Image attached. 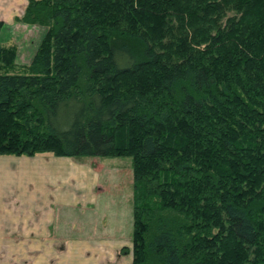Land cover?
Instances as JSON below:
<instances>
[{"label": "trees", "instance_id": "1", "mask_svg": "<svg viewBox=\"0 0 264 264\" xmlns=\"http://www.w3.org/2000/svg\"><path fill=\"white\" fill-rule=\"evenodd\" d=\"M16 21L45 32L27 65L0 42V155L130 157L131 264H264V0H28Z\"/></svg>", "mask_w": 264, "mask_h": 264}, {"label": "crops", "instance_id": "2", "mask_svg": "<svg viewBox=\"0 0 264 264\" xmlns=\"http://www.w3.org/2000/svg\"><path fill=\"white\" fill-rule=\"evenodd\" d=\"M27 4L28 0H0V21L4 23L0 42L16 39L17 28L33 27L16 21ZM31 44L32 58L38 44L33 39ZM93 168L69 157L0 155V249H47L37 256L15 250L14 255L0 256V264H16L21 259L32 260V264H116L117 258H123L118 254L125 241L104 224L89 221L85 230V224L77 221L53 233L55 205L95 211L99 197L107 193L99 186L100 177ZM101 200L107 204L106 198ZM101 210V216L108 212Z\"/></svg>", "mask_w": 264, "mask_h": 264}, {"label": "rangeland", "instance_id": "3", "mask_svg": "<svg viewBox=\"0 0 264 264\" xmlns=\"http://www.w3.org/2000/svg\"><path fill=\"white\" fill-rule=\"evenodd\" d=\"M21 27V26H19ZM45 28L33 25L29 30H21L19 28L14 32L16 34V39L10 41L7 44H15L17 47V58L16 62L18 65H27L30 62L31 54L33 48H31L32 39L34 40V45L37 46L38 41L42 39L44 35ZM43 34V35H42ZM42 35V36H41ZM41 38V39H40ZM33 46V45H32ZM19 49L22 52H19ZM19 52V53H18ZM43 156L47 158L55 157L50 153H44ZM69 160L75 163H83L85 166H93V170L96 171L100 177L99 186L102 189H106L104 195L99 197V204L96 206L95 211L80 212L81 208H73L66 206L65 208L55 205L56 215L53 216V233L56 231H63L69 226H72L77 221L85 224V230L87 226L90 225L88 222L106 225L110 229H104L109 231H114L116 235L121 236L120 238L125 241L124 252H119L116 259V264H131L132 254H131V235H132V204H131V194H132V168H131V158L130 157H92L85 156L79 158H71ZM104 179V180H102ZM107 199V204L103 205L102 198ZM101 201V203H100ZM101 209H108L105 216H101ZM101 210V211H100ZM63 228V229H62ZM20 253H30V255H41V252H46L47 249H22V248H4L0 249V256L16 254V251ZM33 250V251H32ZM14 251V253H11ZM16 264H32V260L19 261Z\"/></svg>", "mask_w": 264, "mask_h": 264}]
</instances>
